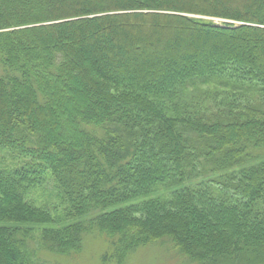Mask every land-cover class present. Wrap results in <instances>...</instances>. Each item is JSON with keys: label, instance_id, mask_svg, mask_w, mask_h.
<instances>
[{"label": "trees", "instance_id": "trees-1", "mask_svg": "<svg viewBox=\"0 0 264 264\" xmlns=\"http://www.w3.org/2000/svg\"><path fill=\"white\" fill-rule=\"evenodd\" d=\"M36 227L264 264V0H0V264H42Z\"/></svg>", "mask_w": 264, "mask_h": 264}, {"label": "rangeland", "instance_id": "rangeland-1", "mask_svg": "<svg viewBox=\"0 0 264 264\" xmlns=\"http://www.w3.org/2000/svg\"><path fill=\"white\" fill-rule=\"evenodd\" d=\"M217 23L226 22V20L206 18ZM233 23V22H232ZM53 184L50 183L42 189L37 190L30 196V201H35L37 205H58V200L55 196ZM28 198V197H27ZM52 206V205H51ZM54 209V208H53ZM52 228H57L60 224L68 225L72 218L68 217L66 209L63 206H57V212L54 210ZM61 221H60V220ZM70 222V223H69ZM60 223V224H59ZM61 226V225H60ZM42 227H36L33 233L34 241L31 246L36 250L34 261L42 264H116L114 262H103V256L108 252L110 243L105 236H97L87 240L80 252L73 253L69 256H56L44 250L39 246V231ZM40 259V261H39ZM126 264H193L184 259L178 251L172 246L170 241L165 238L159 240L149 246L139 248L133 252L127 260Z\"/></svg>", "mask_w": 264, "mask_h": 264}]
</instances>
